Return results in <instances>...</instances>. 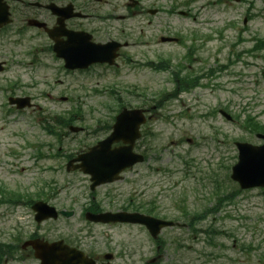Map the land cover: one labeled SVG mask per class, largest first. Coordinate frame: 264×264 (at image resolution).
Listing matches in <instances>:
<instances>
[{"label": "rangeland", "instance_id": "1", "mask_svg": "<svg viewBox=\"0 0 264 264\" xmlns=\"http://www.w3.org/2000/svg\"><path fill=\"white\" fill-rule=\"evenodd\" d=\"M144 1L145 5L161 6L163 10L149 16V19L135 18L143 23L135 25L133 46L126 51L135 53L141 59H172V66L166 72L139 64H123L116 70L100 67L85 73L67 72L60 69L57 61L49 60L50 64L43 71L36 66L23 68L17 60L27 57L33 44L26 41H15L13 44L0 36V60L9 61V71L1 77L21 82L22 85L17 88L18 94L33 95L37 104L34 109L10 117L5 113V106L0 105L2 183L30 193H36L33 191L38 187L50 183L59 195L66 196L72 204L77 199L84 204L87 196L82 194L79 198L76 195L75 200L70 192L75 193L79 188H69L68 181L81 182L84 190H88V182L81 172L66 171L63 158L72 149L77 150L82 139L85 138L86 144L90 145L98 137L91 134L92 130L89 133H72L69 128L61 129L52 119L45 121V118L64 117L74 107L82 106L83 114L73 124L93 128L101 117L116 113L112 110L116 107L113 97L108 94L113 87L121 89L124 98L133 106L146 104L147 95L152 97L173 89L172 72L179 60L184 61L191 41H194L195 55L199 57L196 71L201 73L218 63L225 64L235 59L237 53L242 55L244 48L253 45L252 40L237 42L239 35L246 38L253 35L264 37V0H245L241 3L235 0L229 3L226 0ZM175 6H178L177 11L172 12ZM249 7L254 17L247 22L249 29L241 34L239 29L243 26ZM178 10H189L193 16L185 17ZM229 23L235 26L226 29ZM142 26L145 33L142 42H139L137 36ZM163 35L182 37L186 45L161 42ZM13 51L15 53H10ZM260 55V58L254 59L244 53L241 60L228 70L219 72L215 77L203 78L205 86L183 93L184 101L172 98L166 102L157 111V117L145 126L148 135L140 141V148H146V161L127 172L123 181L101 186L98 196L135 195L143 201L155 200L162 217L183 224L187 223V218L179 209L182 203H185L189 213L202 211L216 204L219 195L237 189L239 185L230 177L232 166L238 161L235 141L244 140L254 144L262 141L240 124L248 114L264 123V49ZM243 61L252 66L243 64ZM123 68L124 72H119ZM32 79L37 81L33 85ZM61 80H64L63 83H60ZM95 88L100 92H95ZM127 89L133 91L127 92ZM65 96L67 100L62 99ZM3 101L0 96V102ZM221 108L230 113L234 120L229 121L218 113L217 109ZM46 124L64 133L62 139L47 133L44 128ZM59 148L64 152L61 153ZM39 152L46 157L38 158ZM57 152L58 155H55ZM55 166L57 168L51 169ZM71 221L72 231L75 232V228L82 223L79 214ZM210 226L232 234L216 237V241L224 244L225 248L208 245L206 234L193 235L191 230L181 226L165 228L160 234L166 243L161 264H264L261 260L264 256V192L261 189L243 190L234 202L225 203L224 208L198 225L202 229ZM109 233L114 239H120L127 233L133 234L134 238L147 236L139 228L128 227L116 228ZM179 239L184 245L181 250L175 247ZM243 244L251 245L256 250L250 254L243 253L239 248ZM150 246V256H153L156 246L151 237ZM209 252L217 254L218 258L206 260L205 254Z\"/></svg>", "mask_w": 264, "mask_h": 264}, {"label": "flooded vegetation", "instance_id": "2", "mask_svg": "<svg viewBox=\"0 0 264 264\" xmlns=\"http://www.w3.org/2000/svg\"><path fill=\"white\" fill-rule=\"evenodd\" d=\"M15 2L19 5L17 11L21 17V30L34 29L36 40H38V37H45L48 45L46 47L43 46L40 50L49 51L51 52V56L54 57V43L49 38L45 28L38 26L28 27L27 23L30 19H35L45 23L50 28L57 27L58 21L62 20L52 8H49V5L57 4L59 7H65L71 0H16ZM12 4L14 3L11 2ZM75 8L86 11L91 6L75 3ZM13 9L14 13L17 12L15 4L13 5ZM96 16L100 17L99 15ZM93 17L92 13H88L83 18L70 17L64 20V23L70 29L87 30L84 21ZM60 38L65 39L66 37L62 35ZM41 191L42 194L40 196L38 195V191L36 193L27 192L23 195L5 194L0 196V259H4L3 264H41V260L36 256L34 244L30 243L35 240L48 242L52 245L50 264H70V251L67 252L66 248H64L65 246L76 247L94 259V262L89 261L87 264H126L125 259L129 260V257L142 258V260L136 261L138 264L151 263L152 259L146 250L149 249L148 240L140 236L137 239L128 238L124 241H111L116 245L114 250L107 249L105 253L99 251L97 254L95 250L101 243L99 241L101 237L100 232H96L94 227L87 222L75 228L76 233L72 231L71 211H74L73 215H75L76 210L74 208H77L75 205L79 204L80 201L75 202L72 206L71 200L66 196L59 195V192L54 190V187L51 188L50 184L42 188ZM93 199H95V196L89 198V201L85 205H80V208H82L79 212L80 218H86L88 211L94 213L102 211L104 207L103 203L111 205L108 197L98 199V201H93ZM38 201H43L48 206L37 207L35 210L34 205ZM136 203H139L138 206H134ZM127 204L121 210L132 207L130 209L132 212L150 213L149 203L141 205L140 201L130 198ZM46 215L48 217L42 220H38L37 218L38 216L44 217ZM144 229L146 230L145 227ZM92 232L96 233L95 236L91 235ZM55 248L57 252L54 251ZM106 255H111V261L106 258ZM134 263L129 260L128 264ZM78 264L86 263L79 262Z\"/></svg>", "mask_w": 264, "mask_h": 264}, {"label": "water", "instance_id": "3", "mask_svg": "<svg viewBox=\"0 0 264 264\" xmlns=\"http://www.w3.org/2000/svg\"><path fill=\"white\" fill-rule=\"evenodd\" d=\"M99 51V54L95 53L98 55L96 59H88L87 57L80 58L79 65L78 66H87L89 63L93 62L94 60H106L103 59L101 51ZM92 54H88V56H91ZM133 114V112L131 113ZM240 148V161L239 163L234 166L233 170V178L240 181V183L244 187H249V186H254V185H264V145L261 147H256L251 144L247 143H239L238 144ZM92 154V153H91ZM127 161H121L123 163L118 162L117 164L119 165L120 170L132 165L133 163L142 160L143 157L138 154H134L131 151L127 152ZM114 163H116V160H113ZM112 180L111 176L104 177L99 179V183L101 182H106ZM103 220H120V221H132V222H140L147 224L150 226V229L153 233V235H157L159 230L165 226L171 224L170 222L164 221V220H159L155 219L152 217H146L143 215L139 214H126V213H121L118 214L117 216H108V217H103Z\"/></svg>", "mask_w": 264, "mask_h": 264}, {"label": "trees", "instance_id": "4", "mask_svg": "<svg viewBox=\"0 0 264 264\" xmlns=\"http://www.w3.org/2000/svg\"><path fill=\"white\" fill-rule=\"evenodd\" d=\"M250 124H251V127L253 130H258V131L264 132V125L261 124L260 122L254 120V119H251Z\"/></svg>", "mask_w": 264, "mask_h": 264}]
</instances>
